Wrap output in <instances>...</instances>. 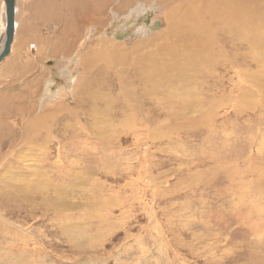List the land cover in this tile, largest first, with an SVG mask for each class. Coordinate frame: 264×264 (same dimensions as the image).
<instances>
[{
	"label": "rangeland",
	"instance_id": "1",
	"mask_svg": "<svg viewBox=\"0 0 264 264\" xmlns=\"http://www.w3.org/2000/svg\"><path fill=\"white\" fill-rule=\"evenodd\" d=\"M42 1L18 0L17 35L0 63V135L9 132L0 136V264L20 263L12 257L22 251L21 264H264V90L247 80L237 96L235 78L228 81L234 74L218 66L203 78L222 89L204 91L191 72L181 81L165 75L154 87L137 79L128 58L111 55L123 66L107 76L92 69L93 101L82 98L77 116L53 111L74 106L87 52L149 40V52H173L163 46L173 27L183 38L203 26L205 35L189 47L258 52L242 71L263 78L264 0H46L54 6L39 19ZM76 9L79 17H67ZM146 13L159 29L130 22L131 34L114 38ZM238 18L244 34L234 32ZM51 73V91L68 96L40 106ZM141 116L150 118L147 128ZM79 117L84 133L75 137L63 123ZM39 119L45 125L37 131Z\"/></svg>",
	"mask_w": 264,
	"mask_h": 264
},
{
	"label": "bare ground",
	"instance_id": "2",
	"mask_svg": "<svg viewBox=\"0 0 264 264\" xmlns=\"http://www.w3.org/2000/svg\"><path fill=\"white\" fill-rule=\"evenodd\" d=\"M4 1L5 0H1L0 35L2 34L3 27H4V6H5L3 4ZM17 4H18V0H15V15H14V29H13L14 33H13L12 41H11L10 46H9V48H10L9 54L11 52L12 43L14 42L13 41L14 37H16L15 35H17L16 30L18 29L17 28V21H16ZM40 5L41 6H39L38 18L42 19L51 13L52 7L54 5L52 2H47L46 0H43L40 3ZM76 11L77 12H76L75 16L79 17V10L76 9ZM85 19H87V17ZM150 19H151V15L149 13H146L145 15L138 17L135 20L130 18V20L125 22V24H126L125 25L126 26L125 31L120 32V30H117V32L114 33V38L116 40H121L125 37L127 38V36L131 34V29H132V26L131 27L129 26L130 22H132V25L134 24L135 26H138L141 22H143V24L145 26H147V28L149 30L159 29L161 26V23L157 22V21H151ZM86 22H85V24H86ZM120 22L122 24L124 23V21H120ZM234 23L238 24V27L235 29L234 32L238 33V34H244V28H245L244 26L246 25V22L242 23L239 21V18H238L237 20H234ZM117 25H118V23H117ZM202 30H203V26L201 27V29L199 31H193L191 34L185 35L182 38V36L179 33L174 34V27H173L169 31L168 34L164 35V44H163L164 47L173 46L174 47L173 52H158V49L154 50L152 52H149L148 48L151 46L152 40L146 41L144 43H140V44H138V45H136V46H134L128 50H125L123 47H121L119 45H117L116 47L112 46L111 48H109L108 45H103V49L105 51H107L109 49L110 52H92V51L87 52L86 55H84V56H86V57H84L86 59V60L84 59V66L88 67V71H87L88 75L83 82H82L83 79L75 82V87H74V92H73L74 106L72 108H68L65 104H59L56 107V109H53V111L55 113H58L60 111H66L67 114L70 116H77L78 110L83 108L86 105L85 101H83L82 98H84L86 101H89V99L91 101H93L96 98L95 93H97V90H93L92 93L87 92L88 87H89V78L91 76L92 69L93 68L94 69H102L104 76H107L108 74H111V72L114 74L120 73L119 70L121 69V66H123L122 64H120V62H118L114 58L110 57L111 55H114L116 57H122L123 59L128 58L130 61L129 67L136 68V71L134 72V74H136L137 79H139V81L141 80L144 84L151 83V85L153 84V86L155 84L158 85V83L162 80V78H165V75L169 76L170 78L180 79L179 81H181V78H179V77H184L187 73H188L187 75H189L190 74L189 72H191L192 80L196 81L197 83H200V86L204 91L208 92V91L212 90L213 88L222 89L223 88L222 83L219 82V83L215 84L214 86H211V85H208L207 84L208 81L203 78V72H206L208 70H214V68H216L218 66L217 68L219 69V71L221 73H223L225 76H226V74H228L230 72H232L234 74L233 76H229L228 81L231 82L230 79L235 78V81L233 83H231V86H233V88L236 90V93H238L237 96H239L241 94L244 95V84L243 83H245L247 80H249V82H251L259 90H264V77L259 78L258 77L259 75L257 76V74H255L254 76H251L249 69L246 70L244 73L242 71V68H244V66H246V63H244L246 56L250 55L251 58L254 60L255 57L258 55V52H238L240 50L239 48H237L236 52H229V51L228 52L227 51L226 52H218V53L207 52V48L205 46H203L201 43H195V44H192L191 47H189V43L191 42V40H200V38L205 35L204 33L201 32ZM105 32L110 33V28L105 30ZM81 44L82 45L79 46V48L84 46L83 42ZM218 48H219V50H223V48H225V46L223 45V43L220 42L218 45ZM111 50L113 52H111ZM218 59L222 60V62L220 64L218 63ZM16 61H18V60L16 59ZM58 67L59 66L57 65V68ZM39 72H40L39 69H36L35 71L31 72L30 74L27 75L28 77L26 78V80L33 77L36 73H39ZM50 72H52V71L50 70ZM58 72H59V70H58ZM60 74H58V75H60ZM51 76H52V73L43 81V84L41 87V98H39V99L40 100L42 99L41 101H44V102H41L38 99L40 106L44 103H47L46 105L49 107L51 102L55 103L56 100L62 99V98L64 99L66 96H68L69 91H64V90H62V88L56 89V87H53L54 91H51V84L46 82L49 78H51ZM65 78L66 77H64V75H63V82L66 81ZM114 79H118V77L116 76V78H114ZM21 81L24 83L25 78H23ZM200 86L198 85L199 88H200ZM191 88L194 89V91H195L194 95L197 97L198 94H196L195 87H191ZM189 91H190V89H189ZM144 92H146V91H144ZM144 92H142V93L144 94V96H146V94ZM191 92H192V90H191ZM146 93L148 94V92H146ZM188 93L190 94V92H188ZM194 95L192 94V97ZM70 99L72 100V98H70ZM204 99H205V101H209L208 97H204ZM205 101H199V102L201 105L202 104L211 105L210 103H207ZM225 101L230 102L231 98L226 97ZM126 105H127V107H130V105H128V104H126ZM92 106H93V104H92ZM137 106L139 107L138 108L139 114H143L146 117L145 113L143 112L144 111L143 108L140 105H137ZM26 110H27V106H26ZM74 111H75V115H74ZM161 115L162 114H159V112L158 113L153 112V114H152V116L154 118H158V117L160 118ZM70 118H67V119L69 120ZM131 118L133 119L132 116H131ZM142 118L143 117L141 116V125L147 128V126L145 124H146V122H150V118H148V119H145V118L142 119ZM57 120L58 119H56V121ZM18 122H19V119H18ZM60 122H62V121H60ZM81 123L84 125V122H82V119L80 117H79V119L75 118L73 124H69L67 122V124L65 125L63 123V128H65V127L69 128V129H71L70 131H71V134H73V136L81 137L82 132L84 133L83 129L85 126V125L84 126L81 125ZM34 124H37V131H40L41 129L44 128L45 121L43 119H39L38 122L34 121L33 125ZM58 124H60V123H58ZM33 125H32V127H33ZM13 127H17L19 129L20 125L17 123V121H15V122H13ZM2 128H4V127H2ZM143 131H144V129H143ZM63 133H67V132L64 130ZM2 135H3V137H6V136L8 137L9 132L7 133V131H4V133ZM2 135H0V136H2ZM13 136H17V135L14 134ZM48 184L49 183H47L46 185L48 186ZM20 198L21 197H18L16 195L13 196L14 200H18ZM23 200L26 202H29L25 197L22 199V202H23ZM29 205H33V204L30 203ZM26 242H24V244H26ZM11 249H12V247H11ZM25 250H27V249H25ZM25 253H27V251H22L18 254L16 253L15 254L16 256H13L12 258L15 259L16 262H20L18 264H21L23 261L21 258L23 257V255ZM30 253H35V249L34 250L31 249ZM34 263H35V261L32 259H28V261L25 262V264H34Z\"/></svg>",
	"mask_w": 264,
	"mask_h": 264
},
{
	"label": "water",
	"instance_id": "3",
	"mask_svg": "<svg viewBox=\"0 0 264 264\" xmlns=\"http://www.w3.org/2000/svg\"><path fill=\"white\" fill-rule=\"evenodd\" d=\"M4 6V27L0 35V63L8 56L10 43L13 38L15 0H5Z\"/></svg>",
	"mask_w": 264,
	"mask_h": 264
},
{
	"label": "crops",
	"instance_id": "4",
	"mask_svg": "<svg viewBox=\"0 0 264 264\" xmlns=\"http://www.w3.org/2000/svg\"><path fill=\"white\" fill-rule=\"evenodd\" d=\"M66 1H67L68 3H70V4H74L73 0H66ZM77 1L80 2V3H81V2H85V0H77ZM61 2H62V0H61V1H59V0H55V5L60 4ZM52 8H53V7H52ZM75 14H76V10L73 12V14H71V15H69V16H67V17L70 18L71 16H75ZM73 18H74V17H73ZM57 24H58V23H57ZM10 54H11V52H10ZM10 54H9V55H10ZM9 55H8V56H9ZM8 56H7V57H8ZM5 59H6V58H5ZM29 74H30V73H29ZM22 79H23V78H22ZM22 79H21V80H22ZM0 101H1V100H0ZM2 103H3V102H2Z\"/></svg>",
	"mask_w": 264,
	"mask_h": 264
}]
</instances>
